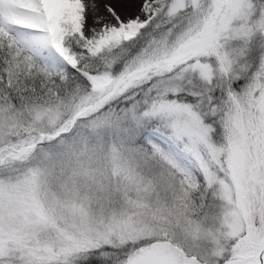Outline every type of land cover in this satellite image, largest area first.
Returning <instances> with one entry per match:
<instances>
[{"label":"snow or ice","instance_id":"6c2138e0","mask_svg":"<svg viewBox=\"0 0 264 264\" xmlns=\"http://www.w3.org/2000/svg\"><path fill=\"white\" fill-rule=\"evenodd\" d=\"M0 264H264V0H0Z\"/></svg>","mask_w":264,"mask_h":264}]
</instances>
